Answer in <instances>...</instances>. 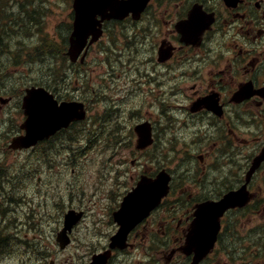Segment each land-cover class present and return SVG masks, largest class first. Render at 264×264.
Returning a JSON list of instances; mask_svg holds the SVG:
<instances>
[{
	"label": "flooded vegetation",
	"instance_id": "obj_1",
	"mask_svg": "<svg viewBox=\"0 0 264 264\" xmlns=\"http://www.w3.org/2000/svg\"><path fill=\"white\" fill-rule=\"evenodd\" d=\"M187 21L183 40L177 26ZM135 24L140 42L134 64L113 67L120 72L119 98L126 100L115 107L120 119L149 122L156 130L160 113L174 130L173 149L198 152L201 165L190 169L192 189L175 200L174 211L163 218L152 214L138 225L131 248L113 251L109 264H193L194 255L181 248L196 207L242 187L264 150V0H151ZM4 109L0 105V113ZM135 141L130 133L119 146ZM43 145L27 151L28 159ZM225 183L231 186L223 190ZM247 190L249 203L224 215L214 249L200 264H264V162ZM90 246L79 245L77 253L93 256L96 250H83ZM49 254L50 260L58 255L56 249ZM32 255L38 262L40 256Z\"/></svg>",
	"mask_w": 264,
	"mask_h": 264
},
{
	"label": "rangeland",
	"instance_id": "obj_2",
	"mask_svg": "<svg viewBox=\"0 0 264 264\" xmlns=\"http://www.w3.org/2000/svg\"><path fill=\"white\" fill-rule=\"evenodd\" d=\"M7 3H10L11 7L8 8L1 6L0 1V17L5 18L7 14L10 15L9 17L11 20L19 23L18 27L16 24V29L19 28L18 31L21 30V22L24 21L23 31H26L29 34H19L18 31L15 30L16 32L11 35V37L5 38V41L3 42L5 45L8 44V48L0 52V75H3L2 79L4 80V83H6L5 85L7 90H10L11 86H13L17 91L19 87L23 86L26 82L47 80L50 75V69L59 68V71H61L62 68H65L59 55H57L58 57H54V55H52L54 53L47 54L46 51V54H39L40 50H38V48L39 45H41L46 50V45L51 43L47 42L46 39L57 41V44L62 46V42L58 35L66 34L67 26L71 22L72 5L71 0H14V3L10 0ZM38 11L40 13H38ZM34 26L35 29H33ZM110 27L116 37V39L112 41L111 45H125L126 42L119 34L120 31L125 29V27L112 25ZM108 42V38H104L90 51L87 64L88 72L83 71V74L87 77V81L90 82V85L86 88L88 91L95 88L96 92L98 90L105 92L106 84L103 78L106 76V80L108 79L109 68L107 65L108 63L117 64L116 61H119L123 56V53H120L116 46H110L108 45ZM57 48L60 50V47ZM107 48H110L112 53L109 52ZM41 55H44L43 62L39 61V57H41ZM57 60L60 61V63H57ZM105 66L106 73L104 70ZM61 76L62 74L58 76V78ZM99 95L100 94L97 92L95 101H91L92 103L94 102V104H91L90 109L91 120H95V115H99L103 112L104 116L106 115L105 107L107 100L99 97ZM114 99L116 100L117 98L114 96ZM17 121L18 120L16 119L15 122ZM78 136H84V138L91 137V135H88L82 129L79 130ZM99 144H101V147L93 149L86 155L79 156L78 160H81V166H79L80 170H77L75 177H73L77 184H75V189L78 190V198L74 204L78 208L85 210L87 213V217L83 222V225L75 231L76 238L82 242L91 241L95 246V249H99L100 246L106 245V240L114 231L111 216L116 203L119 202L118 191L116 194H113V192L108 194V191L111 190L113 181L106 180V170L110 165L108 163L109 156L106 153V140L103 138V140H100ZM156 151L157 150L154 152ZM55 173L58 175L56 183L61 186L65 179L62 178L60 180L59 172L56 171ZM71 176L72 175H70V177ZM122 182H125L124 185H129L128 178L126 180L122 179ZM65 184L67 183L65 182ZM42 186H45V183H43ZM64 201V203L67 202L66 199ZM63 202L58 204H61L64 207L65 205ZM36 203L37 205L39 203L43 205L41 208H29L26 204L24 205L23 197L21 195L16 200L14 218L17 220L23 219V222H25L26 216H29V220L33 221V223H40L42 218L45 216L44 210L46 202L41 198H38ZM52 204L54 205V202H52ZM3 205L4 203L2 202L0 210L5 207V205ZM32 212L37 215L35 219L30 218V214ZM56 214L57 216H55L54 219L56 224L61 223V212L56 211ZM0 215L2 214L0 213ZM3 219L6 218L3 217ZM5 223L8 224L7 222ZM42 223L46 224L54 222L53 220H47ZM81 244L83 243H80V245ZM0 264H14V262L11 260H1Z\"/></svg>",
	"mask_w": 264,
	"mask_h": 264
},
{
	"label": "water",
	"instance_id": "obj_3",
	"mask_svg": "<svg viewBox=\"0 0 264 264\" xmlns=\"http://www.w3.org/2000/svg\"><path fill=\"white\" fill-rule=\"evenodd\" d=\"M74 9L76 18L74 22V33L70 39L71 49L69 55L73 61H76L86 47L91 35H93L91 43L97 41L102 36V30L100 28L101 22L97 20L98 16H101L102 20H106V12L111 10L115 13L113 15L114 18H123L126 13L138 12L141 9V3L140 0H130L126 2L119 0H74ZM33 98L37 100L34 104L36 107L30 105V100ZM49 103L50 101L41 97L40 93H33L28 101V109L29 112L32 113V118L36 120V111H42L53 114L52 119L60 121L77 114V111L82 109L81 105L70 104L64 106L63 110L56 111ZM39 105L40 109L38 108ZM237 199L238 196L228 197L220 204L222 212L229 206H235L232 202H236ZM212 214L220 216L221 213L219 214L214 211ZM75 220V218L69 217L68 222L71 224L75 222ZM105 261L106 255H100L93 264H103Z\"/></svg>",
	"mask_w": 264,
	"mask_h": 264
},
{
	"label": "bare ground",
	"instance_id": "obj_4",
	"mask_svg": "<svg viewBox=\"0 0 264 264\" xmlns=\"http://www.w3.org/2000/svg\"><path fill=\"white\" fill-rule=\"evenodd\" d=\"M1 1V6H5V7H11V5H10V3H7L8 1H10V0H0ZM11 2L12 3H14V0H11ZM38 13H40L39 11H38ZM7 14V13H6ZM9 16L10 15H6L5 17H8L9 18ZM24 22V21H23ZM39 24H40V22H39ZM32 26V25H31ZM32 28V27H31ZM33 29H35V26L33 27ZM38 31H39V28H38ZM71 206H73V207H75L76 205L74 204V202H71ZM1 260H3L2 258H1V256H0V261Z\"/></svg>",
	"mask_w": 264,
	"mask_h": 264
}]
</instances>
